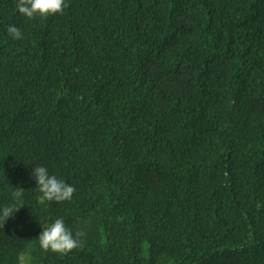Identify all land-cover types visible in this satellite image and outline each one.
Listing matches in <instances>:
<instances>
[{"label": "trees", "instance_id": "1", "mask_svg": "<svg viewBox=\"0 0 264 264\" xmlns=\"http://www.w3.org/2000/svg\"><path fill=\"white\" fill-rule=\"evenodd\" d=\"M17 2L0 0V206L24 207L0 264H264V0H65L34 20ZM36 166L72 199L42 204ZM56 219L82 248H40Z\"/></svg>", "mask_w": 264, "mask_h": 264}, {"label": "clouds", "instance_id": "2", "mask_svg": "<svg viewBox=\"0 0 264 264\" xmlns=\"http://www.w3.org/2000/svg\"><path fill=\"white\" fill-rule=\"evenodd\" d=\"M65 7H67L65 0H18L16 4L18 12L28 20L47 19L50 16L62 14ZM7 32L15 40L22 39V32L15 25H9ZM32 177L38 185L36 190L40 193L38 199L42 204L53 201L62 203L72 199L75 188L64 180L58 179L57 176L49 175L46 167H34ZM24 192L22 188H15L12 192V197L16 203L22 205L21 198ZM22 207L24 206L19 208L15 207V205L0 206V220L5 223ZM85 236L86 233L84 231H77L73 235L72 231L65 226L63 219H56L43 227V231L37 240L44 252L51 251L63 255L82 248V238ZM18 259L19 264H28L24 254H21Z\"/></svg>", "mask_w": 264, "mask_h": 264}, {"label": "rangeland", "instance_id": "3", "mask_svg": "<svg viewBox=\"0 0 264 264\" xmlns=\"http://www.w3.org/2000/svg\"><path fill=\"white\" fill-rule=\"evenodd\" d=\"M25 257H26L27 260H28V264H33V261H32V259H31L30 255H25Z\"/></svg>", "mask_w": 264, "mask_h": 264}]
</instances>
